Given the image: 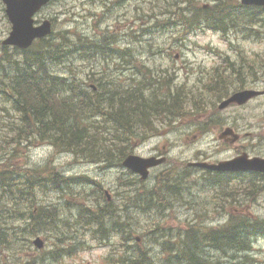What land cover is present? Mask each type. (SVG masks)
Masks as SVG:
<instances>
[{
  "label": "rangeland",
  "instance_id": "1",
  "mask_svg": "<svg viewBox=\"0 0 264 264\" xmlns=\"http://www.w3.org/2000/svg\"><path fill=\"white\" fill-rule=\"evenodd\" d=\"M194 1L199 6L217 2ZM175 2L53 0L34 15L36 23L43 19H49L52 23V33L45 40L50 36L59 40V33L63 30L76 31L80 36L95 39L101 38L103 32L108 34L110 31L116 34L117 47H131L129 54L132 57L127 55L125 61L112 56L103 57L97 52L95 57L85 62L74 58L67 65L63 63L55 66V72L75 76L83 87L88 88L92 84L125 92L138 84L151 81L152 87L144 89L146 93H156L153 86L157 87L159 93L161 81L166 76H172V88L181 85L189 105L172 114L166 112L157 118L155 116V130L142 132L144 139L142 135L137 137L139 132L136 129V135L130 136L129 142H118L112 137L119 133L111 129L108 123L104 129L96 131L101 139L96 141L97 153L102 147L100 156H108V150L125 147L126 153L140 157L154 154L166 157L162 165L150 169L149 176L144 180L122 166H107V160L94 163L71 153H57L46 142H38L33 138V141L27 142V147L11 143L8 124L15 121L12 117L14 115L1 109L6 104L0 100V161H8L18 168L24 165L23 168L38 169L43 175L51 174L46 169L51 166L64 178L86 177L92 180L90 184H73L70 187L60 182L61 190H48L45 193L39 190L35 205L57 207L58 220L55 227L40 230L36 235L23 234L20 240L13 239L12 243L9 241L4 246L0 244V264H26L27 261L30 264H122V257H137L140 251L151 258L149 264H167L165 258L174 252L178 229L188 224L197 221L200 228H220L226 224L227 215L231 213L250 219L264 218V193L258 196L252 207L249 205L243 210L241 206L234 210L233 207L238 205L236 184L232 182L230 188H226L227 191L222 190L210 183L212 179L219 181V177H213L190 165L194 161H203L206 155L215 159L220 156L217 143L208 141L207 135H204L203 115L210 111L216 121L213 112L217 109L213 107L225 103V100L219 102L223 93L232 90L237 82L234 81L235 75L229 72L215 74L217 78H214L213 69H223V58L234 62L235 59L248 61L256 53L258 57H264V12L259 13L252 6H243L240 0H229L227 2L231 3L230 12L234 17L233 27L226 32L196 28L185 33L177 25H161L168 18L167 11L174 7ZM183 5L181 3L180 6ZM192 12L191 6L184 11L185 16L193 18ZM10 27L5 6L0 0V53L4 49L2 42L8 36ZM12 48L8 46V51L12 52ZM218 83L223 85L224 92L221 94L217 91ZM97 122L93 123L98 125ZM113 141L116 143L112 144ZM20 151L22 156L15 157ZM162 173L165 177L161 179L165 181L163 195L160 197L163 207L161 211L156 208H149L147 212L123 210L124 203L129 202L134 190H148L155 184L157 175ZM174 185L179 188V197L169 192ZM105 205L118 210L119 223L123 228L121 235L113 234L109 239L101 240L97 238L96 226H83L78 213L81 206L94 211ZM157 208L160 209V205ZM16 224L23 225L20 220ZM11 225L8 237L13 235L14 226ZM36 236L43 241L41 249L32 243ZM66 249L71 250L66 253ZM221 251L212 250L205 244L199 246V253L208 259L213 257V260L210 258L212 264H218V261H214L217 257L222 263L229 260V264H264V239L254 240L252 251L247 253L250 260L242 256L228 258Z\"/></svg>",
  "mask_w": 264,
  "mask_h": 264
},
{
  "label": "trees",
  "instance_id": "2",
  "mask_svg": "<svg viewBox=\"0 0 264 264\" xmlns=\"http://www.w3.org/2000/svg\"><path fill=\"white\" fill-rule=\"evenodd\" d=\"M227 1L229 0H217L213 5L204 7L196 5L194 0L179 2L176 0L174 7L167 11L168 18L161 25L164 27L177 25L184 29L185 33L196 28L226 32L233 27L234 18L230 12L231 3ZM181 3L185 5L180 6ZM190 6L193 18L185 16L184 13ZM257 10L259 13L263 12L259 8ZM145 32H148V28ZM59 37V40L54 39V36H50L47 40H39L27 50L19 51L14 48L10 52L5 47L0 56V100L6 104V107L1 109L8 110L9 115H14L12 117L15 120L8 124L11 143L27 146V142L34 139L38 142H46L57 153L68 152L94 163L107 160V166L120 165L127 154L126 148L108 150V156H100L102 147L99 148L98 153L96 152L98 147L96 141H101L96 134L98 129H104L108 123L111 129L119 133L112 139L121 143L129 142L125 136L131 134L133 128L139 127L146 132H152L155 130L153 127L155 116L157 118L158 115L166 112L172 114L189 105L183 87L175 85L172 88V76L164 77L165 80L160 83L159 93L154 86L156 93L144 92L148 86L152 87L150 81L136 85L127 93H124L125 90L115 91L105 87L102 90L101 86L102 94H95L89 88L83 87L75 76L59 74L53 70V67L63 63L67 65L74 58L85 62L95 57L97 52L103 57L112 56L125 61L126 56L130 55L131 47L119 49L115 45V42H118L116 34L110 31L108 34L103 32L102 37L98 39L80 36L72 30H63L61 34L59 33ZM107 44H112V47ZM105 93L110 97H106ZM94 121L98 125H95ZM115 143L116 141L112 142ZM46 169L51 173L50 175H43L38 169L18 168L8 161H0V244L2 246L9 241L12 243L13 239L20 240L23 234L36 235L40 230H47L50 226L55 227V222L58 220L57 207L35 205L39 190L43 193L48 190H61L60 182L66 187L92 182L86 177L64 178L51 166ZM171 179L172 177L170 181ZM164 181L160 179L148 190H134L129 202L124 203L123 210L128 212L135 209L147 212L149 208L151 210L156 208L155 210L161 211L163 207L160 197L163 195ZM96 186L99 187V184L96 183ZM178 191L179 188L174 185L169 192L179 197ZM159 205L160 209L157 208ZM79 210L78 219L81 224L85 227L95 225L98 239H109L113 234L121 235L123 225L119 223L118 210L107 205L98 207L94 211L84 206ZM19 220L23 225L16 224ZM11 224L14 226L13 235L8 237ZM199 228L190 226L182 236L178 237L177 244L173 247L174 252L166 258L167 264H212L210 258L213 260V257L208 259L204 254L199 253V246L202 244L209 245L215 250L221 249L228 258L242 256L250 260L247 253L252 250L253 241L256 238L264 239V218L249 219L231 213L226 224L220 228L202 227L200 231ZM70 250L66 249V253ZM149 260L151 258L146 257L144 251H140L137 257H122L121 263L149 264ZM214 261H218V264H229V260L222 263L218 257ZM26 264H30V261Z\"/></svg>",
  "mask_w": 264,
  "mask_h": 264
},
{
  "label": "flooded vegetation",
  "instance_id": "3",
  "mask_svg": "<svg viewBox=\"0 0 264 264\" xmlns=\"http://www.w3.org/2000/svg\"><path fill=\"white\" fill-rule=\"evenodd\" d=\"M107 46L112 47V44ZM257 55L256 53L255 57L248 61L235 59L233 62L231 59L223 58L221 65L223 69L220 67L213 69L214 78H217L215 74L222 75L221 73L229 72L235 75L234 81L237 82V85L228 92H224L223 85L218 83V93L224 92L219 102L226 101L240 91H250L253 93L252 96L241 104L230 102L228 105L225 104L226 106L213 107L217 109L213 112L216 121L210 111H206L203 115L204 135H207L208 141L217 143L220 148L218 159L206 155L203 161L215 164L238 160L237 166L240 170L237 171L203 170L206 174L219 177L222 188L230 187L232 182L236 184L235 195L238 205L233 207L234 210H238L241 206L243 210L249 205L252 207L258 196L264 193V57ZM233 63L238 66L235 67ZM122 68H125L124 65ZM133 74L135 76V73ZM102 90H104L103 86ZM92 91L98 95L102 94L98 85H93ZM136 129L139 132L137 137L142 135L141 137L145 138L142 132L146 131L136 127L127 136L128 141L130 136L136 135ZM154 155L159 156V154ZM253 167L256 169H251Z\"/></svg>",
  "mask_w": 264,
  "mask_h": 264
},
{
  "label": "water",
  "instance_id": "4",
  "mask_svg": "<svg viewBox=\"0 0 264 264\" xmlns=\"http://www.w3.org/2000/svg\"><path fill=\"white\" fill-rule=\"evenodd\" d=\"M5 5V13L11 23V31L6 39L3 40L5 45H14L19 48H27L34 39L43 38L51 33V22L48 19L43 20L39 25H34L33 15L45 4L51 0H1ZM244 5H258L264 9V0H240ZM250 96L249 92H237L233 94L227 102L241 103ZM223 104V105H224ZM222 105V106H223ZM164 160L163 157L156 158L154 156L143 158L138 155H127L122 161V165L131 171L140 174L141 179H145L148 175V169L152 166L160 164ZM235 161L224 162L216 165H209L205 162L191 163L197 167H205L215 170H235ZM37 248L43 246L41 238L34 240Z\"/></svg>",
  "mask_w": 264,
  "mask_h": 264
}]
</instances>
